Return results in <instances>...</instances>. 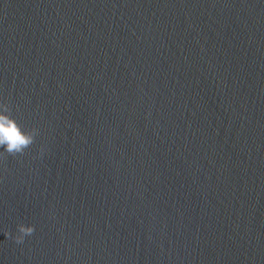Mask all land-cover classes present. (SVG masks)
Returning a JSON list of instances; mask_svg holds the SVG:
<instances>
[{"label":"water","instance_id":"95a60500","mask_svg":"<svg viewBox=\"0 0 264 264\" xmlns=\"http://www.w3.org/2000/svg\"><path fill=\"white\" fill-rule=\"evenodd\" d=\"M0 99V264H264V0H0Z\"/></svg>","mask_w":264,"mask_h":264},{"label":"clouds","instance_id":"9594fccd","mask_svg":"<svg viewBox=\"0 0 264 264\" xmlns=\"http://www.w3.org/2000/svg\"><path fill=\"white\" fill-rule=\"evenodd\" d=\"M13 107L10 102L0 99V158L6 159V156H23L25 150L29 149L40 134L36 127L23 129L18 121L12 115ZM40 155H43L44 148H40ZM35 231L33 225L23 223L17 225V233L13 236L10 231H6V237H11L15 243L23 244L25 237L31 236Z\"/></svg>","mask_w":264,"mask_h":264}]
</instances>
